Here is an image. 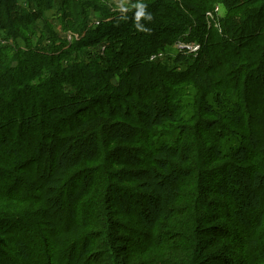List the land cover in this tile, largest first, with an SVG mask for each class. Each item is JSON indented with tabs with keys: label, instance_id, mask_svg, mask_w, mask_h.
I'll list each match as a JSON object with an SVG mask.
<instances>
[{
	"label": "trees",
	"instance_id": "16d2710c",
	"mask_svg": "<svg viewBox=\"0 0 264 264\" xmlns=\"http://www.w3.org/2000/svg\"><path fill=\"white\" fill-rule=\"evenodd\" d=\"M122 5L0 0V264H264V0Z\"/></svg>",
	"mask_w": 264,
	"mask_h": 264
},
{
	"label": "rangeland",
	"instance_id": "374dc122",
	"mask_svg": "<svg viewBox=\"0 0 264 264\" xmlns=\"http://www.w3.org/2000/svg\"><path fill=\"white\" fill-rule=\"evenodd\" d=\"M102 3L106 4L109 8L113 9L114 11H119L122 10L121 8H126V7H122L123 3H128L130 2V0H100ZM216 13L218 14V16H223L225 14V8H223L222 6H216ZM206 17L208 18H213L212 13L210 12H206ZM98 20H96L95 18L90 22L89 25H92V22H97ZM60 28H57V32L60 33L63 37H65L69 42L74 38L75 40H79L82 36L78 35V34H72V32L70 31H66V32H62L59 30ZM184 44H191V43H186L181 39H177L175 40V42H173L166 50L164 51H158L157 53H154L150 56V59L153 55H155V58H152V60H162L165 61L168 57L169 54H175V53H193V55L196 54V51L191 52L189 51L188 48H183L182 46ZM104 47H101V50H103ZM168 54V55H166ZM171 57V56H169Z\"/></svg>",
	"mask_w": 264,
	"mask_h": 264
},
{
	"label": "built area",
	"instance_id": "2783aa9c",
	"mask_svg": "<svg viewBox=\"0 0 264 264\" xmlns=\"http://www.w3.org/2000/svg\"><path fill=\"white\" fill-rule=\"evenodd\" d=\"M184 49L185 48H188L189 49V51H191V52H194V51H196V50H198L199 48H200V45L199 44H197V43H191V44H184L183 46H182ZM156 56L155 55H153L152 57H151V59L152 58H155Z\"/></svg>",
	"mask_w": 264,
	"mask_h": 264
},
{
	"label": "clouds",
	"instance_id": "9594fccd",
	"mask_svg": "<svg viewBox=\"0 0 264 264\" xmlns=\"http://www.w3.org/2000/svg\"><path fill=\"white\" fill-rule=\"evenodd\" d=\"M140 7L142 8L143 6L141 5ZM139 15H143V12H141ZM147 18L150 19L151 17L148 16Z\"/></svg>",
	"mask_w": 264,
	"mask_h": 264
}]
</instances>
